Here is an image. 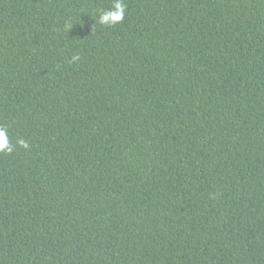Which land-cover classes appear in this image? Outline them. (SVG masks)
Here are the masks:
<instances>
[{
    "label": "trees",
    "instance_id": "1",
    "mask_svg": "<svg viewBox=\"0 0 264 264\" xmlns=\"http://www.w3.org/2000/svg\"><path fill=\"white\" fill-rule=\"evenodd\" d=\"M123 2L0 0V264H264V0Z\"/></svg>",
    "mask_w": 264,
    "mask_h": 264
},
{
    "label": "clouds",
    "instance_id": "2",
    "mask_svg": "<svg viewBox=\"0 0 264 264\" xmlns=\"http://www.w3.org/2000/svg\"><path fill=\"white\" fill-rule=\"evenodd\" d=\"M126 12V5L123 0H112L109 9L103 11L98 16V23L104 26H114L121 23ZM79 60V56L71 57V61ZM16 144L19 147L27 149L29 147L27 141L18 138ZM14 145L9 138V132L6 127L0 126V154H10L14 150Z\"/></svg>",
    "mask_w": 264,
    "mask_h": 264
}]
</instances>
